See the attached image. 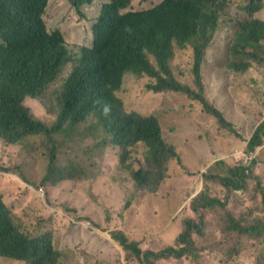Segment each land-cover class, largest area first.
<instances>
[{
  "label": "trees",
  "instance_id": "obj_1",
  "mask_svg": "<svg viewBox=\"0 0 264 264\" xmlns=\"http://www.w3.org/2000/svg\"><path fill=\"white\" fill-rule=\"evenodd\" d=\"M68 1L78 13H82L81 7L94 2ZM232 1L163 0L152 9L140 11L134 9V0H109L92 28L93 47H84L74 56L68 51L62 32L48 30L45 15L49 0H0V138L7 145L30 147L32 154L48 160L43 179L47 186L72 181L83 173L74 164L60 166L61 143L54 135L60 130L64 142L82 135L94 140L98 151L118 149L121 163L132 160L134 149L142 146L144 163L139 161L137 168L130 167L132 180L139 191L158 193L168 179L170 165L174 161L182 164V158L176 146L165 138L156 116L127 110L121 97L125 78L128 74L138 80L148 76V92L181 93L182 83L171 67L175 53L192 49L201 59L223 27L234 32L229 70L243 73L254 64H264V21L256 18L262 10L261 0H247V20L231 17L228 9ZM70 62L72 71L59 91L60 122L49 128L34 117L24 102L27 97L47 100L51 85ZM195 83L198 90L185 86V92L202 103L204 111L216 118L222 130L240 136L225 113L211 104L202 80ZM263 145L264 121L248 140L246 152L252 156ZM256 161L251 158L247 163L231 164L223 158L208 169L206 181L218 185L224 198L214 195V187H205L191 203V211L200 216V221L186 219L175 246L157 252L143 250L125 232H113L112 238L127 251L128 264L197 260L200 252L195 235H205V224L208 226L212 217L216 223L219 215L222 221L216 224L240 240L254 242L264 238V220L248 225L250 213L245 210L238 215L229 206L240 197L238 192L249 191L251 182L264 193V183L256 176ZM12 210L0 193V264L6 260L19 264H64L54 235L31 231ZM212 211L216 212L210 214ZM218 241L211 237L210 246H217ZM233 250L223 255L226 263L239 264L240 259L244 264H260L259 258L264 259L256 247L241 245ZM206 253L214 255L211 248Z\"/></svg>",
  "mask_w": 264,
  "mask_h": 264
},
{
  "label": "rangeland",
  "instance_id": "obj_2",
  "mask_svg": "<svg viewBox=\"0 0 264 264\" xmlns=\"http://www.w3.org/2000/svg\"><path fill=\"white\" fill-rule=\"evenodd\" d=\"M105 1L95 0L92 6L83 8L84 14L80 16L68 0H51L46 15L48 29L61 30L70 53L75 56L83 47L92 46L91 29ZM156 1L159 0L146 3L134 0V9H145ZM247 5V0H233L228 12L233 19L247 20ZM233 37L234 32L226 27L217 34L206 53L214 58V64L205 66L202 82L207 98L226 114L240 136L222 130L218 121L205 114L200 103L187 94H155L146 90L150 83L148 76L138 80L128 74L125 78L121 97L127 110L160 117L165 138L179 148L183 160L184 165L176 161L170 165L168 179L158 193L141 192L132 180L130 167L137 168L139 161L144 163L142 146L134 149L132 160L121 163L118 149L98 151L92 139L77 135L64 142L61 136L60 166L74 164L83 173L72 181L47 186L43 179L48 160L32 154L30 147L9 146L0 139V188L4 197L12 205L21 202L17 215L31 231L54 235L56 248L63 252L64 264H128L127 251L111 236L115 231L125 232L143 250L157 252L175 246L184 221L190 217L200 221V216L191 211V203L205 187H214V195L224 198L218 185L206 181L208 169L223 158L231 164L240 163L247 157L248 140L264 121V75L246 77L252 68L243 73L227 68ZM185 51L177 52L172 67L179 82L198 90L195 80L189 77V54ZM72 66L65 68L60 84ZM254 67L264 72V64ZM59 83L49 89L51 96L47 100H26L35 116L49 125L56 122L59 114ZM237 150L238 160L234 157ZM252 157L257 160L256 176L264 183V145ZM238 193L236 202L229 204L233 211L239 215L247 210L248 225L264 220V193L256 190L254 182L247 193ZM217 218L216 223L222 221L221 215ZM216 223L212 217L211 223L205 224V235H195L200 252L197 260L169 259L159 264H229L223 255L241 245L256 247L264 256V238L244 242ZM211 237L218 241L217 246H210ZM207 248L214 255H208ZM259 261L264 264L263 258ZM237 262L244 264L240 259ZM4 264L19 263L6 260Z\"/></svg>",
  "mask_w": 264,
  "mask_h": 264
},
{
  "label": "clouds",
  "instance_id": "obj_3",
  "mask_svg": "<svg viewBox=\"0 0 264 264\" xmlns=\"http://www.w3.org/2000/svg\"><path fill=\"white\" fill-rule=\"evenodd\" d=\"M50 1L51 0H49V3H48V7H47V9H46V15H47V11H48V8H49V5H50ZM150 0H144V2L146 3V2H149ZM163 0H159V1H156V2H154L153 4H151V6L150 7H147V8H145V9H142V10H146V9H152V8H154L155 6H157V5H159L161 2H162ZM94 2H95V0H94ZM94 2H93V4H94ZM109 2V0H106L103 4H106V3H108ZM153 2V1H152ZM92 4V5H93ZM103 4L101 5V7H100V10H99V14H100V12H101V8H102V6H103ZM72 5V4H71ZM92 5H85V6H83V7H81V11H82V13H78L80 16H82L83 14H84V12H83V8L84 7H86V6H92ZM261 5H262V9H263V0H261ZM72 7H73V9L77 12V10H76V8L72 5ZM141 11V10H140ZM259 13V12H258ZM257 13V14H258ZM256 14V15H257ZM46 15H45V19H46ZM98 17H99V15H97ZM98 17H97V19H98ZM256 18H258L257 16H256ZM259 19V18H258ZM261 20V19H260ZM96 22H97V20L95 21V23H94V25L96 24ZM47 23V22H46ZM93 25V26H94ZM93 26H92V28H93ZM49 30V29H48ZM92 30V29H91ZM50 31V30H49ZM56 31V30H55ZM61 31V30H60ZM221 31V30H220ZM51 32V31H50ZM62 32V31H61ZM219 33V32H218ZM63 34V33H62ZM92 35H93V31H92ZM65 42H66V40H65ZM93 43H94V37H93ZM213 45V44H212ZM212 45H210L209 46V48L212 46ZM66 46H67V42H66ZM93 47V44H92V46L91 47H88V48H92ZM84 48V47H83ZM208 48V49H209ZM67 49H68V46H67ZM208 49H207V51H208ZM68 51H69V49H68ZM207 51H206V53H207ZM70 52V51H69ZM178 52V51H177ZM177 52L175 53V56H174V59H175V57H176V55H177ZM80 53V52H79ZM185 53H188L189 54V60H188V65L187 66H190L189 68H188V70H189V77L190 78H192L193 80H202L203 78H204V74H203V72H204V70H205V66L207 65V64H210L211 66L214 64V58L213 57H209V56H207L206 55V53H205V55H203L202 57H201V59H199V58H197L196 57V55L195 54H193V50L191 49V51L190 52H188V50H186L185 51ZM174 59L171 61V67H172V62L174 61ZM69 64H72L71 62L70 63H68L65 67H64V69L62 70V73L60 74V76L58 77V79L51 85V87L52 86H54L55 84H57V83H59V81H60V79H61V77H62V75H63V73H64V71H65V68L69 65ZM194 66H196L197 68H196V71H195V74L193 75V68H194ZM72 68H73V66H72ZM72 68H71V71H72ZM172 69H173V67H172ZM251 69V68H250ZM255 69H257L258 70V72H259V74L260 75H264V72L262 71V69L260 70L259 68H256V67H252V69H251V71H250V73L251 72H253ZM71 71H70V73H71ZM173 71H174V69H173ZM70 73L68 74V76L70 75ZM240 73H242V72H240ZM174 74H175V76H176V73H175V71H174ZM67 76V77H68ZM246 77H250L249 75L248 76H246ZM67 79V78H66ZM65 79V80H66ZM65 80L63 81V83H59L60 84V89L63 87V85H64V82H65ZM254 80V79H253ZM256 81V80H255ZM185 86H187V85H184V84H182V88H183V90H181V93H184V94H187L186 92H185ZM50 87V88H51ZM189 87V86H188ZM151 92V91H150ZM153 93H155V94H163V93H165V92H159V93H156V92H154L153 91ZM188 95V94H187ZM189 96V95H188ZM28 98H31V97H27L26 98V100L28 99ZM191 98V97H190ZM32 99H35V100H38V99H36V98H32ZM192 99V98H191ZM26 100H25V102H24V104L27 106V104H26ZM193 100H195V99H193ZM40 101V100H39ZM58 101H59V99H58ZM196 101H198V100H196ZM199 103H200V105L202 106V109L204 108L203 107V105H202V103L200 102V101H198ZM211 104H213L216 108H219L218 106H216L213 102H211ZM28 108H30L29 106H27ZM31 109V108H30ZM31 111H32V109H31ZM203 112L205 113V114H207L205 111H204V109H203ZM32 114L34 115V117L35 118H37L38 120H40L41 122H43L45 125H47L49 128H53V127H56L58 124H59V122H60V118H59V116H60V110H59V114H58V118H57V120H56V122L54 123V124H52V125H49V124H47L46 122H44L42 119H40V118H38V117H36L35 116V114L33 113V111H32ZM207 115H209V114H207ZM226 115V114H225ZM145 116H150V115H145ZM153 116H155V115H153ZM209 116H211V115H209ZM157 118H158V120L160 121V123H161V126H162V130H163V132H164V129H163V124H162V121H161V119H160V117H158V116H156ZM213 117V116H212ZM216 119V118H215ZM228 122H230V123H232L231 121H229L228 120ZM233 124V123H232ZM225 131H228V130H225ZM228 132H230V131H228ZM254 132H255V130H254ZM253 132V133H254ZM231 133V132H230ZM232 134V133H231ZM55 137H56V139H57V142H59V137H61V136H63V131L62 130H60V131H58V132H56L55 134ZM232 135H234V134H232ZM252 136H253V134H252ZM252 136L250 137V139L252 138ZM1 139V138H0ZM250 139H249V141H250ZM2 140V139H1ZM5 143V142H4ZM248 143V142H247ZM6 144V143H5ZM9 146H12V145H9ZM21 148H23V147H21ZM176 148H177V152H179V148L176 146ZM179 154H180V152H179ZM181 156V155H180ZM234 157L238 160L239 159V150H237L236 152H235V154H234ZM182 158V157H181ZM251 158H253L252 156H249L248 155V153H247V157H245L241 162H243V163H247V162H249V160H251ZM247 159V161L245 162V160ZM175 162V161H174ZM177 162V161H176ZM217 162V161H216ZM215 162V163H216ZM178 163V162H177ZM214 163V164H215ZM179 164V163H178ZM182 165H184L183 164V160H182ZM5 172L6 173H8L9 171L8 170H5ZM208 173V172H207ZM1 174V173H0ZM164 185V184H163ZM162 185V186H163ZM162 188V187H161ZM0 193H2L3 195L5 194V192L0 188ZM198 196V195H197ZM196 196V197H197ZM195 197V198H196ZM15 198H16V196H15ZM4 201H5V203L9 206V207H11L13 210V212L14 213H16V214H18V210H17V208H18V206H20V204H21V202L19 203V202H16V203H14V205H12V203L10 202V201H7V199L4 197ZM18 203V204H17ZM182 233V232H181Z\"/></svg>",
  "mask_w": 264,
  "mask_h": 264
},
{
  "label": "crops",
  "instance_id": "obj_4",
  "mask_svg": "<svg viewBox=\"0 0 264 264\" xmlns=\"http://www.w3.org/2000/svg\"><path fill=\"white\" fill-rule=\"evenodd\" d=\"M259 19L264 21V0H263V9L256 15ZM250 77H254V78H262L263 76H261L258 72L257 69H255L253 72L249 73ZM236 264V263H235Z\"/></svg>",
  "mask_w": 264,
  "mask_h": 264
}]
</instances>
